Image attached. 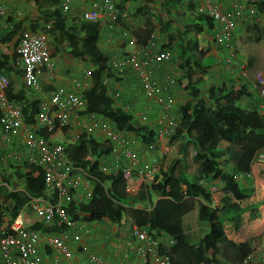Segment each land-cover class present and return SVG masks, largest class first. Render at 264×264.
Segmentation results:
<instances>
[{
    "label": "trees",
    "instance_id": "1",
    "mask_svg": "<svg viewBox=\"0 0 264 264\" xmlns=\"http://www.w3.org/2000/svg\"><path fill=\"white\" fill-rule=\"evenodd\" d=\"M140 1L144 3L136 9V14L147 16L150 14L149 2L151 0ZM59 3V0H34L33 6L41 9L42 5L48 4L52 7ZM177 3L175 0H165L163 8L169 14L171 7L174 8ZM193 3V1L189 3L191 11L195 9V3L194 5ZM40 9L43 21L37 20L32 27H37L40 30L42 25L51 24L49 36L54 38L58 35L60 42H66L69 52L75 58L93 64L89 71V85L83 91L85 107L78 114L81 117L95 116L119 137L132 141L130 149L139 154L143 153L149 144L156 141L155 119L149 117V122L143 123L134 116L130 109L116 106V99L110 94L105 79L120 80V78L113 73L107 54L98 46L101 35L100 22L74 18L69 24L68 17L61 9L57 13L51 8H45L42 11ZM258 9L264 12V1L258 4ZM192 15L193 18L189 20L190 22L185 23L183 28L177 29L172 27L170 18L164 21L159 20V36L164 35L163 49L160 51L168 49L176 54L179 71L181 70V74L177 77V84L187 93L186 101L178 109L180 124L176 134L169 139L170 144L179 142L180 157L172 161L167 171L162 173L160 182L153 185L152 189H141L138 192L129 193L126 191L124 175L121 170L110 174H105L101 170L102 157L110 155L115 148H122L119 146L121 140L115 142L105 137L101 132L89 134L80 126L73 127L68 124L63 129L83 131L76 143L64 142L67 145L65 147L66 155L72 165L79 166L94 176L92 180L94 191L90 202L75 203L71 201L66 209L73 220L83 222L100 221L109 217L113 223L119 224L123 213H126L138 226L167 234L174 240V244L170 250L167 247L162 249L161 253L170 255L171 264H234L242 261L251 248L245 243L236 244L230 241L229 245L238 251L224 253L226 261L222 262L219 259V254L222 244L227 242L226 226L233 224L234 228L240 229L244 225L243 216L246 208L241 205L254 191L252 185L245 187L234 176L238 173H252L254 160L264 146V115L259 112L257 106L246 108L242 105L241 98L247 94V88L236 89L234 85L222 81L217 85L210 86L207 92H203L204 84L207 82L208 72L206 70L208 68L205 64L204 54L200 50L198 36L205 32L210 33L214 28V21L205 13L195 11ZM6 23L8 26L1 33L3 39L0 49V70L11 80L8 89L9 100L22 105L25 122L32 124L35 122V117L41 112L42 97H38V95L39 91L43 93L47 89L44 81L46 71L42 77V88L45 89L34 90L31 87H26L23 82V68L15 53V44L23 36L25 24L13 17H8ZM117 24L125 26L121 19L114 25ZM157 32L158 29H155L154 23L147 19L144 22V27L133 31V34L136 40L145 46L151 40L153 33L156 35ZM235 53L236 62L246 63L248 68V63L238 59L236 50ZM196 75H198V79L195 81ZM125 99L127 101L124 106L130 107L131 98L125 97ZM58 131L59 126L57 125L53 132L47 133L45 136L50 138L55 133H59ZM61 133L63 134V132ZM54 138L55 143L63 145L56 139V136ZM222 143L229 146L228 155L224 159L225 150L221 147ZM87 154L91 155L90 159L87 158ZM157 156L161 159L159 154ZM13 168L17 172L20 171L18 176L25 180L26 190L31 195L49 197V194H46L41 187L43 185L45 189L44 172L41 169L43 167H37V169L35 166L27 164L26 167ZM215 176H219L222 181L223 197L218 206L211 207L213 193L210 185H212L211 181ZM86 178L85 175L84 179ZM171 178L178 183L185 184L186 189L182 190L174 183L170 184ZM5 180L9 182L7 178ZM35 180H39V186L37 182H34ZM12 186L0 196L2 200L0 202L4 203L0 205V218L10 213L8 208L2 206L8 200L16 199L26 205L30 200L22 192L15 191ZM1 190L2 188H0V193ZM71 191L73 192V189ZM154 195L161 198L156 203H154ZM186 197H196L203 201L200 204L198 219L204 225V231L197 241L185 233L182 225V203ZM134 202L151 206L152 212L133 208ZM113 203L117 204L115 209L110 208ZM123 204L130 206L126 207ZM3 210L4 212H2ZM18 210L14 209L10 219L17 216ZM59 223L57 220L53 227H45L42 223H37L32 228L58 233L63 230L69 231L64 224L60 225ZM1 239L0 231V241Z\"/></svg>",
    "mask_w": 264,
    "mask_h": 264
},
{
    "label": "built area",
    "instance_id": "2",
    "mask_svg": "<svg viewBox=\"0 0 264 264\" xmlns=\"http://www.w3.org/2000/svg\"><path fill=\"white\" fill-rule=\"evenodd\" d=\"M75 0H63L62 11L68 13ZM224 0H205L204 5L199 6L197 12L207 14L214 21V28L211 31L212 42L217 49L224 53L223 65L227 68L237 64L240 74L244 78L249 77L246 63L236 62L235 35L239 26L246 23H255L264 19V13L258 9V4L263 0H231L230 5H225ZM120 0H92L90 7L83 13V18L87 21L98 22L107 19L110 29L115 27V22L119 19H127L129 12L121 8ZM9 13V7L4 0H0V32L3 21ZM7 26V25H4ZM51 24H44L38 33H25L20 37L15 46V53L23 68V82L26 87L34 90H41L43 86V74L47 69L53 67V59L48 45L49 31ZM153 33L148 44L143 46L144 58H138L135 53L126 55L119 60L110 62L115 74H122L127 68L132 67L138 74L145 95L147 108L158 106L161 115L154 121L157 128L155 143L149 144L139 154L130 149L132 141L119 137L109 126L105 125L95 116L80 117L78 112L85 107V97L83 91L87 84L74 81V90L64 87H56L51 90L50 98L42 102L41 112L36 117L34 125L26 124L24 121L23 107L16 101L9 100L8 89L11 84L10 78L0 70V150L10 147L15 141L23 143L24 150L14 157L23 161H31L40 164L45 172L46 182L54 193H58L59 203L52 204L42 198L32 201L31 210L47 222L54 219L55 214L60 216L67 228H75L78 222L72 221L67 212L64 211L62 203L69 198L72 188L79 185L84 191L90 190L93 176L85 172L83 168L74 166L69 161L65 145L52 143L45 134L54 130L57 122L60 128L67 124L71 116L76 117L77 125L87 130L88 133L101 132L105 137L115 142L121 140L118 148L114 150L115 162L112 167L102 168L104 172L122 171L126 191L135 193L141 189H152L162 179V173L167 171L166 163L158 158L156 150L166 139H170L176 134L180 124V118L174 114V98L171 94L162 96V91L177 84L179 70L178 61L170 50L153 52L152 46L156 41ZM3 37L0 34V49ZM1 59V57H0ZM151 62L167 63L168 75L163 82H158L153 78L152 73L147 70ZM150 71V70H149ZM109 85V78L105 81ZM255 95L261 99L259 112L264 115V75L261 72L255 73L251 83ZM119 94H114L115 99ZM120 97V96H119ZM119 97L116 99L118 100ZM141 122H149V114L144 109L134 114ZM82 130V131H83ZM133 135V134H132ZM79 138V137H78ZM148 154V156L146 155ZM10 156V155H8ZM7 157H2V160ZM264 154L259 153L255 161H263ZM83 175V176H82ZM87 176L84 179V176ZM234 178L241 184L248 180H253L252 173H238ZM221 184V183H220ZM213 183L210 185L212 193L219 191L222 184ZM91 198V191L87 194ZM135 208H142V203H134ZM80 230L89 233L83 223ZM137 237L135 247L136 255L141 259V264H171L170 257L159 253V241L157 231H149L147 228L134 227ZM164 241L168 245H173L174 240L167 234L161 232ZM69 235L66 232L61 234L41 235L37 230L28 228L24 224L23 217H17L10 225L2 228V239L0 241V255L4 264H44L40 247L43 245L51 248L56 261L65 257L72 258V249L67 244ZM161 238V237H160ZM81 240L80 234L74 235V241ZM49 248V249H50ZM84 252H88L84 247ZM88 260L95 264H103V260L94 253H88ZM240 264H264V239L256 242V246L242 259Z\"/></svg>",
    "mask_w": 264,
    "mask_h": 264
},
{
    "label": "crops",
    "instance_id": "3",
    "mask_svg": "<svg viewBox=\"0 0 264 264\" xmlns=\"http://www.w3.org/2000/svg\"><path fill=\"white\" fill-rule=\"evenodd\" d=\"M6 3L9 4L10 9L13 14H16V12H20L24 17V24H25V29L26 32L28 33H38V28L37 27H32L37 20L40 21L42 19L41 13L39 12L40 8H36V6H33L34 0H19L24 2L21 4L20 9L13 7L12 0H5ZM61 0H59L60 2ZM155 0H151L149 2V6L151 3H153ZM159 1V9L163 11V21L167 20L168 18L171 19V25L174 29L177 28H183V25H185V22L188 20H192L193 18V13L199 8V6L204 5L205 0H175L177 1V5L175 7H171V11L169 14H167V11L163 8V3L165 0H158ZM193 1L195 3V9L192 11L189 9V3ZM264 1V0H263ZM262 1V2H263ZM92 0H76V2L73 4L71 12L68 17L69 24L72 23L73 19L75 17H81L82 13L90 6ZM225 2V5H223L224 8L226 6L230 5L231 0H224L223 3ZM25 3H27L25 5ZM143 1H127L125 2V5L128 8L130 14V19L128 18L127 21H123L125 26H122L121 24H117L114 28L110 29L109 27V22L107 19H102L100 21L101 24V35L98 40V46L107 54V57L109 60H119L123 58L124 56L135 53L136 56L140 58H144L143 54V46L133 37V31L138 30L140 28L144 27V24L141 25L140 27L137 24L131 25V18L135 17H142L141 15L136 14V9L140 6L143 5ZM193 3V5H194ZM12 5V6H11ZM41 11L44 10L45 8H51L55 13L59 12V4L50 7L48 4L42 5ZM22 9V10H21ZM22 11V12H21ZM262 12V11H261ZM192 13V14H191ZM264 13V12H262ZM153 11L152 7H150V14L147 16H152ZM148 19V18H147ZM146 19V20H147ZM145 20V21H146ZM35 21V22H34ZM34 22V23H33ZM153 22V21H152ZM42 23V22H40ZM155 25V24H154ZM158 29V32L156 33V41L154 46H152V51L153 52H158L160 51L164 43V35L162 37L159 36V31H160V24L159 27L155 25V29ZM199 43H200V50L204 54V59H208V57L212 56L213 57V62L209 65H207V82L204 84V93L207 92V89L212 86V85H217L218 83L224 81L227 82L229 85H234L239 89H245L247 88L246 95H244L241 98L242 105L246 108L254 107L257 106L259 110V105L261 102V99L259 96L255 95V92L252 89L251 83L253 80V76L255 73L261 72L264 74V19L257 21L255 23H246L244 25L239 26V28L236 31L235 35V50L237 52V56L239 60H243L248 63V72H249V77L244 78L241 76L239 68L237 64H235L233 67L227 68L226 66L224 67L223 65V54L220 49H217L215 45L212 42V35L211 32H205L204 34H201L198 36ZM50 50L52 53L53 57V67L51 69H47L45 74H44V81L46 88L43 93H40L38 97H42L41 100H46L50 97V92L51 88L53 89L54 87L58 86H64L67 88H72L74 80H82V82H86L89 84L90 81V76L87 74L90 69L93 67L92 63L85 62L80 58H75L68 50L66 46V42H60V37L55 36L52 38L49 36L48 38ZM176 56V54L174 53ZM242 55V56H240ZM242 57V59L240 58ZM206 64V63H205ZM71 67V72L74 73L73 78H70L69 76L65 75L66 73L69 72L68 68L66 67ZM147 70L148 74L152 73V76L154 79H156L158 82H163L166 75H168V65L167 63L161 64V63H156V62H151L149 64V67ZM178 75L181 74V70L177 71ZM138 74L135 69L132 67H129L127 69L125 78L123 81H116L114 79L109 78V92L112 95L113 93L119 94V99L116 100V106L122 107L124 109H130L133 111L132 113L135 114L141 109H144L146 107V110L149 114V116L152 119H156L161 115V111L158 106L150 107L149 109L147 108L145 104V95L143 93L141 83L138 80ZM198 78L194 77V80L196 81ZM118 80V79H117ZM20 85V84H19ZM19 88V87H18ZM44 94V96H42ZM162 96L166 97L168 94H171L174 98V105H173V110L174 114L179 117L178 109L179 107L186 101L187 98V93L186 91L179 85L176 84L172 87H169L166 90L162 91ZM113 96V95H112ZM130 97L132 104L130 107L124 106L126 103V99ZM132 96V97H131ZM117 97V98H118ZM116 98V99H117ZM73 123V120H71ZM56 136V139L61 142H65L66 138L63 136L62 133H59ZM169 140H165L164 142L160 143V146L158 147L156 153L159 154V156L162 159H167V155L172 152L173 148L168 144ZM225 143H222L221 147H224V158L227 157L228 155V150L225 149ZM20 147V148H19ZM16 148H19V150L22 148L21 143H17L15 148L12 149V152L16 150ZM170 151V152H168ZM168 152V153H166ZM259 153L264 154V146L260 149ZM157 155V154H156ZM148 156V155H147ZM116 160V159H115ZM115 160H110V159H104L102 158L101 164L104 165L105 167H112L113 163ZM258 166V169L256 171V167ZM8 173L7 175L9 176V185L12 186L15 191L22 192V194L26 195L29 197V199L32 197L29 193L28 190H26V182L23 178H20L18 176V173L20 171H16L13 168H8L5 169ZM261 177L262 181V190L257 189V182H256V176L255 173ZM30 171V170H27ZM252 175H253V180L250 182L245 181L243 182V185L245 187L253 186L254 191L252 195L242 202V205L245 204L243 208H246L245 212V217H247V214L250 213L249 218L244 221V225L240 227L239 232H237L236 228H232V230L228 231V228L225 232V235L227 237V242L222 244L221 247V252L219 259L224 262L226 259L224 258L223 254L226 252L229 253H234L237 252L238 250L232 248L229 245V242L232 241L236 244H241L245 243L247 246L251 248V250L256 246L257 241H261L264 239V160L263 161H258L256 162L254 160L253 167H252ZM259 177V178H260ZM34 182L38 183L39 186V180H35ZM215 184H220L222 183L220 177H214L213 181H211ZM170 184H175L177 185L180 189L185 190L186 185L178 183L174 179L169 180ZM254 184V185H253ZM1 185V183H0ZM3 190V191H2ZM0 196L3 194L4 191L7 189H2ZM77 194L74 196L73 201L77 203L76 201H80L81 198L84 196V194L80 190H76ZM36 193V191H35ZM21 194V193H20ZM154 203H156L159 199H161L159 196L154 195ZM223 197V192H219L218 194L215 195V199L217 202V205L221 203ZM76 200V201H75ZM191 200L193 201L192 205H190L189 208L184 210V205L185 203ZM0 201L2 202L1 198ZM29 201V200H28ZM27 201V203H28ZM4 204V203H1ZM203 201L199 198L196 197H186L182 203L183 205V221L182 225L185 230L186 234H189L191 238L196 239V236H193V233L190 234L188 228L189 225H192L193 222L197 221L198 225L200 224L201 229H200V234L198 232V238L201 237L204 231L203 225L199 222V210H200V204ZM20 201L13 199V200H8V202L5 205H2L4 208H8L10 213L7 216H3L0 218V224L1 226L3 224H7L10 222L9 218L14 209L18 210L21 209L19 214L22 213L24 216V222L28 227H33L37 222H40V219L33 213L27 211V205L25 206L24 204H21ZM241 205V206H242ZM123 206L129 207L130 205L123 204ZM117 207V204L113 203L110 205V208L115 209ZM149 212H152V207L151 206H144ZM195 209L198 210L197 215L196 214H191ZM19 211V210H18ZM4 212V210L2 211ZM17 213V214H18ZM3 215V214H2ZM196 218L195 221L193 222H188L189 220L193 219L194 217ZM243 216V219H244ZM130 217L126 213H123V218L121 220V224L118 223H113L109 217H105L103 220L100 221H92V222H87L85 223L88 229L91 231H104L108 232L111 236L112 239L114 240H121V249L122 251L126 252V257L116 261L114 264H139V260L136 257V252H135V245L136 241L132 240L131 238H119L117 237L116 239L114 236H117L118 231H120L122 224L127 220L126 218ZM194 225V224H193ZM197 225V226H198ZM72 232H69V239L67 240V244L71 246V249L74 253V256L71 260H66L64 258L58 259L56 261L55 256L51 250L50 247H47L42 244L40 247V251L42 252V257H43V262L44 264H91L86 261V255L83 254L79 250L80 243L81 244H86L85 242L89 243L90 248L92 249L93 253L95 251L94 247L92 244L89 242L91 239L90 233H85L82 232L81 235V242L76 244L72 238L73 234L77 233V229H71ZM43 233V231H41ZM50 248V249H49ZM94 253V254H95ZM88 260V259H87ZM240 262H236L234 264H240ZM1 264V263H0Z\"/></svg>",
    "mask_w": 264,
    "mask_h": 264
},
{
    "label": "clouds",
    "instance_id": "4",
    "mask_svg": "<svg viewBox=\"0 0 264 264\" xmlns=\"http://www.w3.org/2000/svg\"><path fill=\"white\" fill-rule=\"evenodd\" d=\"M5 1V0H4ZM62 1L63 0H61L60 1V3H59V8L62 10ZM121 2H120V7L121 8H124V9H127L128 10V8H127V6L125 5V2L123 1V0H120ZM6 2V1H5ZM76 2V0L74 1V3ZM73 3V4H74ZM7 5H8V7H9V13H8V15H7V17H6V19L8 18V17H13V18H15V19H17V20H19V21H23L24 22V20H23V15L20 13V12H16V14H13L12 13V11H11V9H10V6H9V4L7 3ZM73 6V5H72ZM90 7V6H89ZM88 7V8H89ZM87 8V9H88ZM71 9H72V7H71ZM71 9H70V11L68 12V13H64L66 16L67 15H69V13L71 12ZM86 9V10H87ZM85 10V11H86ZM84 11V12H85ZM83 12V13H84ZM129 12V11H128ZM83 13H82V15H81V17H75V18H81V19H84L83 18ZM129 16H130V13H129ZM129 18V17H128ZM128 18L127 19H122L123 21H127L128 20ZM6 19L3 21V25H2V29H1V32H0V34L2 33V31H4V29H6L7 28V26H8V24L6 23ZM85 20V19H84ZM87 21V20H86ZM92 22V21H91ZM98 22H100V21H98ZM4 25H7V26H4ZM43 26V25H42ZM42 26H41V29H42ZM39 31V30H38ZM25 33H28V32H26V29L24 28V34ZM50 33V32H49ZM1 36L3 37V35L1 34ZM134 38H135V36H133ZM136 39V38H135ZM18 42V41H17ZM17 42H16V44H17ZM16 44H15V46H16ZM48 45H49V42H48ZM49 48H50V46H49ZM50 52H51V50H50ZM51 55H52V53H51ZM129 55V54H128ZM125 57V56H124ZM52 59H53V57H52ZM110 62H111V60H110ZM128 69V68H127ZM127 69L122 73V74H115L114 72V74L116 75V77H119L120 78V80H117L116 78H111V79H114V80H116V81H123L124 80V78H125V75H126V72H127ZM113 71V70H112ZM89 76H90V72H88L87 73ZM106 79H108V78H106ZM105 79V80H106ZM198 79V78H197ZM77 80V79H76ZM75 81V80H74ZM77 81H79V80H77ZM80 82H82V80H80ZM84 83H86V82H84ZM74 84V83H73ZM87 84V86H86V88L88 87V83H86ZM58 87H64V86H58ZM107 87H108V89H109V85H107ZM54 88H56V87H54ZM53 88V89H54ZM64 88H66V89H68V90H71V88H67V87H64ZM74 87H72V90H74L73 89ZM85 88V89H86ZM43 89H45V88H42L41 90H43ZM41 93V91H39V94ZM84 93V92H83ZM114 94L115 93H113L112 95L114 96ZM35 98V97H34ZM50 98V97H49ZM48 98V99H49ZM115 98V97H114ZM48 99H46V100H48ZM46 100H42L41 101V106H42V102L43 101H46ZM80 116V115H79ZM37 117V116H36ZM36 117H35V122H36ZM81 117V116H80ZM71 120H73V123L71 122ZM24 121H25V117H24ZM35 122L34 123H32V124H29V125H34L35 124ZM26 123V122H25ZM27 124V123H26ZM68 124L70 125V126H73V127H76V126H78L77 125V121H76V117L75 116H71L70 117V120H69V122L67 123V124H65L64 126H62L61 128H60V124H59V122H57V125L59 126V133H61V132H63V136L66 138V141L68 142V144H72V143H76V140L78 139V137H80V135H81V132H82V130H80V129H63L64 127H67L68 126ZM56 125V126H57ZM70 128H72V127H70ZM55 129H56V127H55ZM54 129V130H55ZM54 130H52V131H50L49 133H51V132H53ZM59 133H55L53 136H51L50 138H47L49 141H51L52 143H55V135H57V134H59ZM93 133H95V132H93ZM93 133H90V134H93ZM45 135H47V133L45 134ZM167 140V139H166ZM165 141V140H164ZM163 141V142H164ZM105 142H106V140H105ZM17 143H19V142H17V140L15 141V143H13L10 147H8V146H5V147H3L1 150H0V183H1V185H0V188H2V189H8L9 187H10V185H9V182L8 181H6L5 179L7 178L8 180H9V176L7 175V171L5 170V169H8V168H13V167H17V166H24V167H26V165L27 164H29V165H32V166H35L36 168L38 167H42L40 164H38V163H35V162H31V161H23V160H19L18 158H15L14 156L16 155V154H19L21 151H23L24 150V145H23V143H21V145H22V148L19 150V148H16V150L15 151H13L12 152V149L13 148H15V146H16V144ZM64 145H65V143L64 142H62ZM65 146H67V145H65ZM223 148V147H222ZM158 149V148H157ZM115 150V149H114ZM117 150V149H116ZM157 151V150H156ZM229 151V150H228ZM113 152L114 151H112L111 152V154L110 155H108V156H103L102 158H103V160L104 159H110L111 161L115 158V154H113ZM157 155H158V153H156ZM8 155H10V156H8ZM146 155H148L147 153H146ZM87 156V158L88 159H90L91 158V155L90 154H87L86 155ZM2 157H7V159H4V160H2ZM161 160L163 161V162H165L166 163V166H167V169H168V163L166 162V159H162L161 158ZM105 166L104 165H102L101 164V170H102V172L103 173H105V174H110V173H106V172H104L103 171V169L102 168H104ZM37 168V169H38ZM106 168H108V167H106ZM14 169V168H13ZM42 170H43V168H41ZM43 172H44V170H43ZM85 172L86 173H88L86 170H85ZM116 173V172H115ZM88 174H91V173H88ZM92 175V174H91ZM93 176V175H92ZM94 177V176H93ZM44 179H45V182H44V186H45V189L43 188V185H41V187H42V189L44 190V192L46 193V194H49V197H42V195L41 196H39V197H35V196H33V195H31L32 197L30 198V200H29V202L27 203V211H29V212H31V213H33L34 215H36L32 210H31V208H30V205H31V203H32V201L34 200V199H36V198H42L43 200H46V201H49V202H51L52 204H57V203H59V197H58V193H54V190H51L50 189V186H48V184H47V182H46V177H45V172H44ZM213 184V183H212ZM222 184V183H221ZM220 184V185H221ZM254 185V184H253ZM73 189V192L72 191H70V195H69V198H67V199H65V202L64 203H62V207H63V209H64V211L65 212H67L68 213V211H67V209H66V207L70 204V202L71 201H73V198H74V196L77 194V191L76 190H80L83 194H84V196L81 198V200L80 201H76V202H81V203H87V202H90L91 200H92V194H93V191H94V188H93V186H92V183H91V187H90V190L88 189L87 191H84L83 189H82V186L81 185H79V186H77V187H74V188H72ZM71 189V190H72ZM186 189V188H185ZM183 190V189H182ZM223 190V184H222V188L219 190V191H217V192H215V193H213L212 194V196H213V202L212 203H210V206L211 207H215V206H218L217 205V202H216V199H215V195L216 194H218L219 192H223L222 191ZM91 191V198H88L87 197V194H88V192H90ZM130 193V192H129ZM134 203H136V202H134ZM25 206H26V204H24ZM133 206V208H135V205H132ZM127 207V206H126ZM22 209V208H21ZM21 209H19V211L18 212H20V210ZM136 209H142V210H144V212H149L150 210H148L147 208H145L144 207V204L142 203V208H136ZM68 215L70 216V214L68 213ZM37 217H38V219H40V222H37V223H42L45 227H53L54 225H55V223H56V221L58 220L60 223V225H62V224H64L66 227H67V225H66V223H64V222H62L61 221V219H60V216L58 215V214H55V216H54V219H53V221H51V222H47L45 219H43V218H41L40 216H38V215H36ZM17 217H23V219H24V216H23V214L22 213H18L17 214V216L14 218V219H10L9 218V220H10V222L9 223H7V224H3L0 228H1V233H2V228L3 227H7L8 229H9V227H10V225L13 223V221L17 218ZM70 218H71V216H70ZM72 219V218H71ZM127 220L122 224V226L123 225H126L127 223H129L130 224V236H129V238H131L132 240H134V241H136L137 242V237H136V235H135V233H134V227L135 226H138L134 221H132V219H131V217H127L126 218ZM72 221H74V222H78V226H76L75 228L77 229V233H75V234H80V237H82V235H81V233L82 232H84V231H82V230H80V225H82L83 223L85 224V223H87V222H83V221H75V220H73L72 219ZM36 223V224H37ZM62 223V224H61ZM24 224H25V222H24ZM35 224V225H36ZM119 224H121V220H120V223ZM34 225V226H35ZM25 226L26 227H28L26 224H25ZM33 226V227H34ZM85 226H86V224H85ZM121 226V227H122ZM87 227V226H86ZM139 227H141V226H139ZM28 228H31V229H33L32 227H28ZM75 228H72V229H75ZM142 228H144V227H142ZM69 229V231H66V230H63V231H61L60 233H58V232H47V231H43V233L41 232L42 230H37V229H33V230H37L38 232H40V234L41 235H47V236H50V234L52 233V234H61V233H63V232H66L68 235H69V232H72L71 231V228H68ZM87 229H88V227H87ZM89 230V233L91 232V230L90 229H88ZM149 231H152L151 229L149 230ZM154 231H156V230H154ZM85 233H88V232H86L85 231ZM157 233L159 234V235H156V237H157V239H158V241H159V253L160 254H164V253H161V250L162 249H166V247L168 248V250H170L171 249V247H172V245H168L165 241H164V239H163V236H161V232H159V231H157ZM75 234H73V236H72V238H73V240H74V235ZM161 237V238H160ZM68 239H69V237H68ZM76 244H78V243H80L81 242V240L79 241V242H76V241H74ZM86 244H81L80 243V246H79V250L83 253V254H85L86 255V261L88 262V263H91V264H95V263H92V262H90L89 260H87L89 257V255H88V253H93V251H92V249L90 248V245H89V243H87V242H85ZM136 245H137V243H136ZM136 245H135V247H136ZM48 247V246H47ZM84 247H87V249H88V252H84ZM95 253V252H94ZM96 255H97V253H95ZM164 255H166V254H164ZM168 255V254H167ZM72 256H74V253H73V251H72ZM98 256V255H97ZM169 257H170V255H168ZM136 257H137V259L139 260V264H141V259L136 255ZM62 258H64V259H66V260H71L72 258H70V259H67V258H65V257H62ZM0 259H1V255H0ZM170 259H171V257H170ZM104 262V261H103ZM1 263L2 264H4V262H3V260L1 259ZM103 264H107V263H103ZM143 264V263H142Z\"/></svg>",
    "mask_w": 264,
    "mask_h": 264
},
{
    "label": "rangeland",
    "instance_id": "5",
    "mask_svg": "<svg viewBox=\"0 0 264 264\" xmlns=\"http://www.w3.org/2000/svg\"><path fill=\"white\" fill-rule=\"evenodd\" d=\"M23 3L24 2L19 1V0H12V2L10 4H12L13 7L16 6V8L19 7L18 9H20L21 4H23ZM26 4L27 3H25V5ZM159 5H160L159 4V1L158 0H155L153 3L150 4V7H152V11H153L152 16H142V17L139 16V17H135L134 19L131 18L130 24L131 25L137 24L140 27L141 25L144 24L145 20L148 18L149 21H153V23L156 26L159 27V24H160L159 20L160 19L163 20V15H164V13L161 10V8L159 9V7H160ZM130 14H131V12H130ZM187 22H190V21L187 20L185 23H187ZM156 30H157V28H156ZM222 54H223V57H224V53L223 52H222ZM240 56H242V55H240ZM240 58L242 59V57H240ZM212 62H213V57L212 56L208 57V59L207 58L205 59L206 65H209ZM66 68H68L69 72L66 73L65 75L69 76L70 78H73L74 73L71 72L72 66L71 67L69 66V67H66ZM195 77H197V75ZM42 96H44V94H42ZM178 143L179 142H175L174 144H170L168 142V144L173 148L172 152L168 151V152H170L167 155L168 158L166 159V162L168 163V166L172 163V161H175L176 159H178L180 157V154L178 153V151H179V149H178V147H179L178 146ZM228 148H229V146L226 144L225 145V149L228 150ZM190 149H191V147H190ZM168 152H166V153H168ZM191 154L193 155V152ZM257 170H259L258 169V166L256 167V171ZM254 173H255V170H254ZM255 176H256V182H257V189L258 190H262V181H261L260 175L258 176L255 173ZM192 203H193V201L188 200L185 203V205H184V210L187 209V208H189L190 205H192ZM244 206H245V204L242 205V207H244ZM197 212H198V210L195 209L189 215H191V214H196L197 215ZM194 216L195 215H193L192 217H194ZM249 216H250V213L247 214V217L244 216V221H246L249 218ZM195 220H196V218L194 217L193 219L189 220L188 222H193ZM193 224L192 225H189L188 230H189L190 234L193 233V236H196L197 237L196 238V241H197L199 239L198 238V232L200 234L201 226H200V224L198 225V222L197 221L193 222ZM233 226H234L233 224H227L226 227L228 228V231H230V230H232ZM203 227H204V225H203ZM120 229L121 230L118 231L117 236H114L115 239L117 237H119V238H128L130 236V224L129 223H127L126 225H123ZM239 230L240 229H237V232H239ZM90 235H93V236H91V239H90L89 242L94 247L97 255L105 263H107V264H114L116 261L121 260V259H123V258L126 257V252L125 251L123 252L122 249H121V242H120L121 240H114V239H112L111 236H110V234L108 232H104V231H98V232L91 231V234Z\"/></svg>",
    "mask_w": 264,
    "mask_h": 264
}]
</instances>
